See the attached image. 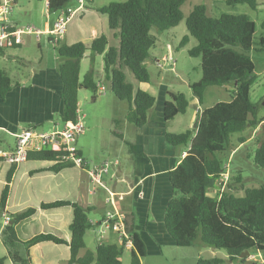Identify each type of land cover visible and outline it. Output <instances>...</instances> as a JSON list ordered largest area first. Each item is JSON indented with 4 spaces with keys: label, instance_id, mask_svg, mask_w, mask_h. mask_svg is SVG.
Returning <instances> with one entry per match:
<instances>
[{
    "label": "trees",
    "instance_id": "obj_1",
    "mask_svg": "<svg viewBox=\"0 0 264 264\" xmlns=\"http://www.w3.org/2000/svg\"><path fill=\"white\" fill-rule=\"evenodd\" d=\"M92 1L85 0L87 5ZM186 1L126 0L95 8L97 13L106 17L109 30L118 39L117 46L110 45L105 35L95 38L89 46L81 42L55 46L54 50L61 59L58 66L64 106L61 120L67 125L76 122L81 91L92 93V100L97 97L98 81L95 80L94 71H87L80 77L81 61L89 52L102 56L104 79L115 99L129 104L125 120L135 128L145 126L148 114L155 105V97L140 89L134 91L133 85L126 80L125 70H129L137 82L151 84L144 63L157 42L152 30L163 33L184 21L188 35L182 38L180 45H185L189 37L193 38L196 46L188 51V55L200 60L201 76L197 82L189 85L191 94L201 104L208 87L230 86L232 89L229 102L217 103L199 112L195 128L182 133L165 134L169 145L188 147V150L168 173L172 197L164 209L163 227L176 247L187 248L200 244L224 251L230 264H252L247 262L250 255L264 253V186L246 187L239 171L230 175L224 185L221 178L226 173V165L220 156L230 150L233 134L254 130L264 122V119L258 118L257 105L249 97L255 74L254 64L248 55L255 49L264 50V38L255 40V24L245 15L221 14L212 17L211 4L214 5L215 0H190L200 4L193 3L195 5L184 14L182 8ZM224 2L228 6L246 4L252 10L258 6L257 0ZM70 4L71 0H47L46 10L52 15L65 10ZM261 28L264 30V22ZM5 53L6 50L0 49V55ZM12 88L11 79L0 70V99H4ZM168 96L169 100L163 107L165 122L184 115L189 104L184 93H169ZM245 141L244 138H238L239 145ZM123 142L131 158L141 156L132 143L127 140ZM257 144L252 155L253 164L264 168V136L257 140ZM231 150H234V146ZM62 156L63 153L45 147L39 151H29L27 161L51 162L53 165L49 171L53 173L75 167L71 161L63 160ZM14 171L15 167L12 166L6 173L5 185L0 194V218L5 211ZM62 207L72 210L69 242L48 233L21 241L17 234L18 224L36 212L35 208H27L14 214L11 222L3 228L1 242L6 255L0 258V264L6 260L12 264H32L29 251L41 243L66 245L70 253L66 264H123L121 256L126 250L124 241L120 246L102 242L97 243L93 251L86 249L84 237L92 228L87 215L89 209L64 200L39 205L40 210ZM125 228L132 239L128 264H141L146 256L145 245L132 225L126 222ZM245 252H248V256L240 258ZM224 263L225 260L216 257L197 260V264Z\"/></svg>",
    "mask_w": 264,
    "mask_h": 264
},
{
    "label": "crops",
    "instance_id": "obj_2",
    "mask_svg": "<svg viewBox=\"0 0 264 264\" xmlns=\"http://www.w3.org/2000/svg\"><path fill=\"white\" fill-rule=\"evenodd\" d=\"M16 2L17 0H15L14 5ZM46 6L47 0H44L46 14L43 23L40 22L39 24L40 29H38L42 32L41 37L37 38L33 34L27 35L23 38V43L19 47L14 48L16 51L9 49L6 50L4 55H0V70L4 71L7 76V63H10L11 66L16 63L26 64L27 67V63L30 64L27 71L21 70L22 76L19 77V80L12 82L13 88L6 94L4 99H0V151H11L15 143V135L24 129H45L46 127V129L50 130L63 125L61 120L64 108L61 99L62 84L58 73L61 59L55 50V54L53 52L49 54L47 45L52 44L51 38L42 39L43 35L49 36L48 31L52 27L58 13L48 14ZM80 13L81 17H86L88 14L87 17L89 18L87 19L89 20L93 19L94 21L97 18L101 25L100 27L91 26L88 32L82 33L81 39L71 41L73 44L81 42L89 46L95 38L105 35L110 45L117 46L118 42L113 45L111 41L114 38V34L112 32L108 33L105 29L106 18L104 15L97 13L95 9L90 10L86 7ZM10 22L17 26V21ZM66 32L67 30L61 40L63 42L61 45L72 44L71 42L66 43ZM31 36L35 37L37 47L36 55L33 58L27 55L28 50L32 46ZM70 36L68 34L67 39L70 40ZM52 47L54 48L55 45L52 44ZM48 54L51 56H48ZM97 56L102 59L101 55ZM86 58L95 59L93 55L87 52L81 61V65ZM153 60H155V65L159 64L157 58ZM84 74L81 73L80 69L81 78ZM103 81H105L104 74L98 80V84L103 86ZM131 84L133 85V83ZM134 91L136 90L134 89ZM169 93L171 92L166 89V86H163L160 91V98L157 102L155 101L153 111L150 112L148 122L141 127L142 130L137 133L135 138H127L123 134L120 135L122 138H118L112 134L114 138H109L108 148L104 152L107 159L102 161L104 163L110 162L111 167L108 173L102 176L100 185L95 186L89 175L92 170L103 165V163L98 166L90 163L89 158L92 157V152L90 151L91 142H80L76 146L78 154L87 161V164L82 168L72 167L53 173L49 171L53 163L47 161H27L17 167L14 166L15 171L10 182L4 213L13 219L14 214L27 208L36 209L33 216L18 224L17 234L19 239L26 241L35 235L48 233L59 236L69 242L71 238L69 225L72 220V210L69 207L50 210L39 209L41 203L64 200L98 212L99 218L94 220L89 218L92 227L98 230L97 235L100 234V222L105 215L107 213H118L125 216V224L127 222L132 225L133 230L143 241L146 254L161 256L163 248L171 250L176 247L164 230L163 214L166 203L172 197V191L168 183V173L185 156L188 147H173L169 145L165 140L167 132L160 128L161 124L164 127L166 123L163 120V107L167 101L165 96ZM124 107L125 109L122 108V111H120L122 116L127 111L126 107L128 108L129 104ZM199 112L195 111L191 115L188 121V129L194 128ZM124 119L123 123L125 124L123 125L125 127L123 129L133 131V128L129 124L127 125ZM257 130L258 127L255 131ZM123 140L132 143L136 152L141 154V156H137L134 159L131 158L127 153ZM126 156L129 161L128 168L122 161ZM11 167L5 162H0V194L5 185L6 173ZM164 188L166 191H164ZM101 192L105 193L103 197ZM107 198L111 199V204L105 202ZM157 210L161 214L158 219L161 222V228L159 226L156 227L155 224ZM30 225L38 226L36 231L28 235L23 230L22 236H19L21 227L29 229ZM4 226L0 218V258L6 255V249L1 242V233ZM116 240L117 242L113 243V232H107L104 235L103 242L120 246L121 242L118 237ZM29 254L32 264H66L70 257L69 248L66 245L53 243L37 244L30 249ZM82 254H84V251L81 252ZM247 262L264 264V253L250 255ZM6 263L12 264L10 260H6Z\"/></svg>",
    "mask_w": 264,
    "mask_h": 264
},
{
    "label": "rangeland",
    "instance_id": "obj_3",
    "mask_svg": "<svg viewBox=\"0 0 264 264\" xmlns=\"http://www.w3.org/2000/svg\"><path fill=\"white\" fill-rule=\"evenodd\" d=\"M124 1L126 0H93L90 5H87L85 2V7L91 10L106 6L111 3H121ZM215 1L216 3L214 2V5L211 4V9H213L211 13L212 17L216 18L221 14L245 15L255 24V40H258L260 37L264 38V30L261 28V24L264 22V0H257L258 6L256 10H252L246 4L228 6L225 4L224 0ZM71 3V7L75 8L77 6L76 0H71ZM193 3L200 4V2H192L187 0L182 8L184 14H187L191 7L195 5ZM206 5L207 4L205 3V6ZM45 14L44 0H17L16 4L12 6L11 12L9 14V20L13 22L17 21L16 24L20 27L29 26L33 29H40L39 24L40 22L43 23ZM87 16L88 14L86 17H81V13L79 12L73 17L72 21L67 24V32L65 36V41H67L66 43L81 39L82 33L84 34L88 32V29L91 26L100 27L101 22H99L97 18L93 21V19H87L89 18ZM104 26L106 27L105 29L108 33L112 32L115 34L113 31L108 29L107 19H105ZM68 34L71 35L70 40L67 39ZM152 34L156 35L157 42L155 44V48L150 52V57H148L144 63V66L151 77L152 83H138L134 79L133 74L127 69L125 70L126 80L129 83H133L135 90L140 89L152 94L155 97L156 102L160 98V91L163 89V86H166V89L171 93H184L189 102L186 113L184 115H178L173 121L166 122L164 127L163 124L160 126V128L164 129L167 133H182L188 129V121L195 111H202L216 105L217 103L229 102L231 96L230 90L232 88L230 86L208 87L204 91L201 104H199L197 99L191 94L189 85L191 83L197 82L200 79V60L197 58H191L188 55V51L196 46V41L193 38L189 37L188 42L185 45H180L182 38L188 35L184 21L180 22L177 27L163 33H157L156 31L152 30ZM47 37L49 38L50 36L43 35L42 39L46 40ZM31 38L32 46L28 50L27 55L28 57L33 58L36 55L37 47L35 37L31 36ZM111 41L114 45L118 42V39L114 37L113 40L111 39ZM62 43L63 42L60 41V45ZM47 46L49 47V54L52 52L55 54L52 44ZM12 51H16V49H13ZM49 54L48 56H51ZM248 55L254 64L255 74V81L250 88L249 97L251 102L257 105L258 118L264 119V50L255 49L250 51ZM93 58L95 59L93 60L92 58H86L84 60L81 65V73L84 74L89 70H93L95 80L98 81L103 74V62L102 59L97 55H93ZM154 58L159 60V64L156 63L158 65L154 64ZM27 64L28 67L26 64L23 65L16 63L14 66H11L10 63H7V73L9 78L12 79V82L19 80V77L22 76L21 70L27 71L29 69L30 64ZM103 86L105 87L104 95L97 96L93 100V94L89 91H81L78 97V110L79 114L84 116L82 121L85 130L83 134L77 137L75 146L79 145L80 142H91L92 146L90 147V151L92 152V157L89 158V161L92 163V165L97 166L104 163L102 161L107 159L104 152L108 148L107 145L109 138H114L112 134H123L127 138H135L137 133L142 130V128L139 129L135 128L133 125H130L124 119L125 114L122 116L120 111H122V108L125 109L124 106H127L128 103L125 101L116 100L111 93L109 85L106 81H103ZM165 97L167 100H169L168 95ZM128 108L126 107L127 110ZM152 111L153 109L150 112ZM150 112L148 116L150 115ZM123 119L127 125L129 124V126L133 128V131H126L123 129L125 127L123 125L125 124L123 123ZM257 127V131H255V129H249L241 133L233 134L231 138L233 144L230 147V150H226L224 154L220 156L226 165L225 170L228 177H230V175H235V173L239 171L246 187L264 186V168L256 167L253 164L252 156L253 151L258 145L257 140L262 139L264 136V122L260 123ZM57 129H62V125ZM35 130L42 132L48 131L46 127L45 129L35 128ZM238 138L246 139L245 143L239 145ZM233 146L234 150H231L233 149ZM122 161L123 164L128 168V157L126 156ZM226 178L227 176L225 179ZM164 191H166L165 188ZM101 193L100 194L103 197L105 193ZM212 193L213 192H211V194ZM87 215L93 220L100 217L98 212L91 210L88 211ZM160 216L161 214H159L157 210V214L155 215V224L156 227L159 226L161 228V222L158 221ZM37 227L38 226L35 225H30L29 229H23L21 227V230H19V236H22L23 230L29 235L36 231ZM97 234L98 230L93 227L86 233L84 242L88 250L95 249L97 244L96 239L98 237ZM115 237L117 238V236L113 233V243L117 242ZM162 251L163 254L161 256L146 254V256L142 259L141 264H197L198 258L209 259L213 257L225 260L224 264H230L226 260V254L224 251L206 248L200 244H196L187 248L173 247L171 250L163 248ZM121 262L123 264L129 263V251H124L121 256Z\"/></svg>",
    "mask_w": 264,
    "mask_h": 264
},
{
    "label": "built area",
    "instance_id": "obj_4",
    "mask_svg": "<svg viewBox=\"0 0 264 264\" xmlns=\"http://www.w3.org/2000/svg\"><path fill=\"white\" fill-rule=\"evenodd\" d=\"M76 3L77 6L75 8L69 6L65 10L60 11L48 31V35L51 37L50 40L55 46L60 44L70 20L85 8V0H76ZM13 5L14 0H0V49L4 50L19 47L23 43V38L27 35L33 34L37 38L42 35V32L38 29L11 24L9 14ZM104 93L105 88L98 84L97 96H102ZM82 118V115L77 110L76 122L73 125L63 124L62 129L55 128L47 132L36 131L35 128L22 130L15 135V143L11 151H0V162L17 167L27 162L29 151H39L47 147L52 151L63 153L62 159L71 161L75 167H84L87 161L78 154L75 146L77 137L83 134L85 130ZM110 166V162H105L99 168H95L90 172V178L95 186L100 185L102 176L108 173ZM226 176L227 178L225 179ZM227 179L228 175L224 174L221 178L223 184L226 183ZM105 202L108 204L112 203L110 198H107ZM1 220L4 225H7L12 218L6 213H2ZM100 229V234L97 237L98 244L103 242L104 235L107 232H113L121 243L124 241L126 250L130 251L132 249V239L126 232L125 216L123 214L107 213L100 222Z\"/></svg>",
    "mask_w": 264,
    "mask_h": 264
},
{
    "label": "water",
    "instance_id": "obj_5",
    "mask_svg": "<svg viewBox=\"0 0 264 264\" xmlns=\"http://www.w3.org/2000/svg\"><path fill=\"white\" fill-rule=\"evenodd\" d=\"M197 126V122L194 124V128ZM246 256H248V252H245V253H243V254H241L240 255V258H244V257H246Z\"/></svg>",
    "mask_w": 264,
    "mask_h": 264
}]
</instances>
